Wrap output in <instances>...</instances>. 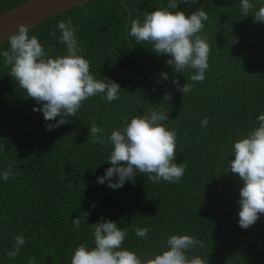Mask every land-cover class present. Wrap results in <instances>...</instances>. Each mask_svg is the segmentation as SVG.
<instances>
[{"label": "trees", "instance_id": "obj_1", "mask_svg": "<svg viewBox=\"0 0 264 264\" xmlns=\"http://www.w3.org/2000/svg\"><path fill=\"white\" fill-rule=\"evenodd\" d=\"M23 1L0 0V14ZM169 2L87 0L29 26L46 50L60 55L65 47L58 43L57 22L71 19L92 73L121 87L118 100L90 97L75 117L50 131L46 124L55 121L33 111L42 105L18 88L0 56V171L9 165L13 170L7 181L0 178V264H28L30 258L35 264H71L79 244L92 246L93 224L105 220L127 229L123 246L141 257L160 251L169 235L189 234L205 242L189 256L209 264H264V214L247 229L239 226L243 181L228 168L232 143L264 112V22L242 16L240 0L179 3L177 10L190 15L202 7L210 18L203 30L211 46L206 78L184 96L173 77L183 86L191 83L193 70L176 73L166 64L167 54L129 35L131 19L143 20L145 12ZM252 2L258 8L262 0ZM8 47L7 39L0 43V50ZM166 92L172 98L164 101ZM161 107L178 133L176 162L187 165L180 182L153 184L137 173L135 183L126 180L117 189L98 183L111 166L112 145L92 144L90 125L106 129V137L125 118ZM205 117L209 124L201 128ZM77 217L79 228L73 225ZM136 227H148V237H137ZM18 234L26 243L10 259L6 253Z\"/></svg>", "mask_w": 264, "mask_h": 264}, {"label": "clouds", "instance_id": "obj_2", "mask_svg": "<svg viewBox=\"0 0 264 264\" xmlns=\"http://www.w3.org/2000/svg\"><path fill=\"white\" fill-rule=\"evenodd\" d=\"M186 0H170L166 7L145 12L143 20L131 19L129 35L137 44H149L156 54H167L166 64L176 73L184 74L191 69L192 74L183 86L173 77V84L184 96L189 94L196 82H203L209 68L211 46L208 37L203 34L208 13L200 7L190 15L177 10L178 4ZM195 3V0H192ZM241 15H253L255 22H264V0L257 8L252 0H240ZM175 10V11H173ZM58 43L64 45L65 52L53 55L46 50L36 35L29 34V26L19 24L18 30L7 40L9 47L0 50L8 74L17 82L18 88L26 96L34 99L42 107L41 111L46 130H52L75 117L85 101L98 94L108 102L119 99L120 85L108 78H97L91 71L90 61L81 55L82 46L78 43L76 28L71 19L59 20ZM55 37L56 32L52 31ZM160 76L167 80L168 72ZM159 82V81H158ZM172 98L171 93L164 94V101ZM59 117L57 120L56 118ZM168 111L163 107L152 108L142 115L125 118L123 127L114 128L105 137L106 129L95 122L90 125L89 136L92 144L111 143L112 149L107 161L110 167L98 183H105L117 189L123 187L126 180L135 183V175L143 174L153 184L161 181L179 183L184 175L186 164L176 162L177 131L169 128ZM209 124L207 117L200 122V127ZM229 160L231 172L243 181L240 189V210L238 224L247 229L264 214V112L256 117V126L241 133L232 143ZM13 175L11 165L0 171V178L7 181ZM95 205H93L94 207ZM84 213L85 223H88ZM79 217L73 219V225L79 228ZM135 235L147 238L148 227L134 228ZM94 242L92 246L79 244L71 256V264H209L208 259L200 255L189 256V250L203 249L205 242L189 234H172L161 245V250L141 257L136 251L124 247L127 229L119 227L115 221L105 220L93 224ZM13 248L6 254L10 259L17 257L26 243L22 234L14 236ZM28 264H35L30 258Z\"/></svg>", "mask_w": 264, "mask_h": 264}, {"label": "water", "instance_id": "obj_3", "mask_svg": "<svg viewBox=\"0 0 264 264\" xmlns=\"http://www.w3.org/2000/svg\"><path fill=\"white\" fill-rule=\"evenodd\" d=\"M85 1L87 0H24L0 14V43L15 33L21 23L34 26Z\"/></svg>", "mask_w": 264, "mask_h": 264}]
</instances>
